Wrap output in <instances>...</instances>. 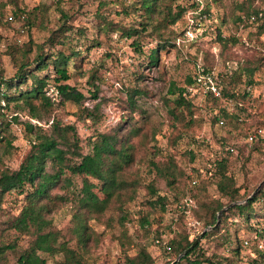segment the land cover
<instances>
[{
  "label": "rangeland",
  "instance_id": "obj_1",
  "mask_svg": "<svg viewBox=\"0 0 264 264\" xmlns=\"http://www.w3.org/2000/svg\"><path fill=\"white\" fill-rule=\"evenodd\" d=\"M202 1L200 7L187 10L183 18L173 26L174 43L161 50L158 64L150 66L144 62L142 66L138 53L131 46V39L119 31L100 30L98 27L100 19L97 16L99 10L115 23L137 25L143 11L138 10L134 13L132 9L139 5L138 0H0V18L14 16L12 24H6L0 19V69L4 70L7 77L14 75L21 60L26 57L24 52H28V57L32 60L38 52V45L46 42L52 31L62 33L60 30L70 28L71 30L66 33L72 44L56 45V49L68 51L70 45L83 49L84 54L77 58L69 82L87 96L85 106L98 107L101 119L97 123L89 119L81 120L73 114L78 111V106L73 102H67L66 110L59 109L56 115L62 117L64 124L77 126L85 152L90 150L89 137L94 136L96 132L107 133L114 129H122L124 132L132 125L138 126L145 137L133 138L137 145L136 162L130 170L140 173L144 181H149L153 178L147 171L151 159L166 161L171 154L190 174H195L194 165L205 172L207 157L223 151L225 145H238L239 147H235V152L232 153L230 173L234 175L238 185L243 187L242 191L248 194L246 199H250L249 197H253L261 185H264V62L255 73L253 83H249V77L241 66L250 63L254 58L264 56V15L258 21L248 22L246 27L239 22L238 17L239 15L247 17L241 10L242 7L246 10L258 8L264 14V0ZM103 2L104 4H101ZM124 7L129 10H124ZM202 9H206L207 12L202 13ZM14 14H19L20 20H16ZM192 20L194 25L189 27ZM218 27L224 37H237V44H228L227 48H223V43L217 38ZM77 41H82L84 45L77 44ZM96 41L98 45L93 44ZM86 45L92 46L85 49ZM151 45L153 43L146 42V47ZM198 64L211 66L210 76L214 85L220 90L226 87V90L238 93L240 99L228 98L222 91L218 96L211 95L209 93L211 83L201 76L202 81L192 86L195 121L192 125L183 126L174 119L166 100L173 97L170 93L173 83L181 87L188 85L187 79L198 72ZM139 66L144 73L142 79H138L134 74ZM46 72L54 75L52 69L51 71L47 69L41 74ZM93 72L98 77L94 79L95 84L91 80ZM134 85L144 87L147 91L137 96L135 109L127 102V88ZM246 88L250 91V97L244 100L242 94ZM52 89L49 88L47 93L55 95L57 100H60L59 95L56 96ZM94 91L98 93L96 97L92 96ZM215 96L218 97L217 100ZM220 108L237 114L249 131L257 129V132L251 133L254 140L247 142V136L233 138L232 133L235 129L231 127L229 119L215 121L221 113ZM4 111L8 113L10 119L17 117V120L11 122L6 132L7 137L12 139L13 148L9 152L4 151V146L0 148V158L7 166L17 168L31 149L32 139L39 134L51 133L53 116L35 118L22 102ZM28 124L33 127L28 128ZM191 149L202 151L203 156L191 162L188 157ZM203 178L207 179L203 173L198 174L199 184ZM75 179L81 183L80 177ZM160 185L163 190L169 192L164 180L160 181ZM188 187L196 194L199 193L198 187H191L189 184ZM96 191L101 200L106 199L101 190ZM146 195L147 191L142 188L137 198L127 204L131 220L127 222L126 227L132 238L127 245V251L130 255H135L140 247H146L154 256L155 264H171L179 255L174 259V254H168L157 246L152 235L144 234L138 223L140 212L150 209ZM216 196L213 187L201 191V197L205 200ZM23 199L22 196L6 194L0 200V243H9L17 238V232L10 228L9 221L12 215L20 212ZM235 202L224 206L226 209L222 213ZM254 205L257 216L251 220L246 221L229 213L227 227L211 237L202 236L198 244L200 243L204 252L207 255L230 257L232 260L230 264H264V199ZM160 214L163 215L159 211H154L152 219L156 222ZM163 216L164 223L171 219L169 214L164 213ZM51 217L57 228L67 232L73 217L71 203L56 209L51 213ZM90 224L97 234L89 242L87 262L123 263L124 253L118 240L121 232L118 212L114 208H109L104 215L90 220ZM227 229L230 233V244L234 247L241 245L239 254L230 249L229 243L221 244ZM169 231L166 229V232ZM17 243V251H8L9 264L15 263L17 253L29 244V237L22 235ZM42 255L47 258L48 264H57L63 258L61 254L54 257L47 253ZM170 259L174 260L169 263Z\"/></svg>",
  "mask_w": 264,
  "mask_h": 264
},
{
  "label": "trees",
  "instance_id": "obj_2",
  "mask_svg": "<svg viewBox=\"0 0 264 264\" xmlns=\"http://www.w3.org/2000/svg\"><path fill=\"white\" fill-rule=\"evenodd\" d=\"M138 4L134 10L132 9L134 13L138 10L143 11L137 25L115 23L98 10L97 16L100 19L98 27L105 32H121L131 39V46L138 53L139 63L142 66L144 62L156 66L161 50L174 43L173 26L183 18L187 10L199 7V3L190 0L181 2L172 0L170 3L163 0H138ZM123 9L129 10L125 7ZM241 10L247 17L239 15L238 18L245 27L248 22H255L252 16H256L258 21L264 15L258 8L246 10L242 7ZM201 12L206 13L207 10L202 9ZM14 15L16 20H20L19 14ZM9 16H1L0 19L6 24H12L14 16L12 15L13 19ZM69 30L71 29H62L60 30L62 33L52 31L46 42L38 45V52L32 60L29 59L28 52H24L26 57L21 60L14 75L7 77L4 70L0 69V148L4 146L6 152L13 148L12 139L7 137L6 132L11 122L17 120V117L10 119L4 110H9L11 106L22 102L35 118L44 119L46 116H53L51 133L39 134L32 139L31 149L17 168L7 166L0 158V200L6 194L24 197L20 212L12 215L9 221L10 228L17 232V238L9 243H0V264H9L8 251H17V240L22 235L29 237V244L17 253L14 264H48L43 253L53 257L61 254L63 258L57 264H89L86 257L89 242L97 234L90 220L104 215L109 208H114L118 212V223L121 226L118 240L124 253V260L120 264H155L154 256L146 247H140L135 255H130L127 251V245L132 241L126 227L127 222L131 220V212L127 204L137 198L142 188L147 191L146 201L150 209L140 212L138 223L143 233L151 234L155 244L168 254H174V259L195 241L205 227L217 225L216 228L208 231L204 238L211 237L227 227V221L230 220L229 213L246 221L257 216L254 204L264 199V185H261L253 197L246 199L248 194L242 191L243 187L238 185L236 178L230 173L232 153L235 152V147H239L238 145H225L223 151L208 155L205 172L194 165L195 174H190L171 154L166 161L151 159L147 171L153 175V178L149 181H144L140 173L130 170L136 162L137 145L133 138L145 137L138 126L132 125L124 132L122 129H114L107 133L96 132L94 136L89 137L90 150L85 152L77 126L64 124L62 117L56 115L57 110H66L67 102H73L78 106V111L73 114L81 120L89 119L97 123L101 119L98 107L85 106L84 101L87 96L69 82L77 58L84 54L83 49L71 45L68 51L56 49V45L72 44L71 38L66 33ZM82 32L84 34V31ZM217 38L223 43V48L238 42L237 37H224L220 27ZM77 42L84 45L82 41ZM146 42L153 45L146 47ZM93 44L98 45V42ZM91 46L86 45L85 49H90ZM263 57L262 55L254 58L250 63L241 66L249 77V83H253L255 73L264 62ZM201 68L204 69L202 72ZM47 69L48 71L52 69L54 75L49 72L41 74ZM197 70L193 77H188L187 86L181 87L173 83L170 89L173 97L166 100L174 119L183 126L192 125L195 121L192 86L202 81L201 75H210L212 67L208 64L203 66L198 64ZM134 74L138 79L144 76L140 66L136 68ZM91 77L92 83L95 84L94 79L98 78L95 72L91 73ZM49 88H53L60 100H57L55 95L47 93ZM247 88L242 94L244 100L250 97ZM221 91L228 98L240 99L238 93L230 92L226 87ZM145 92L147 91L144 87L137 85L128 87L129 105L134 109L137 108L136 98ZM209 93L214 94L212 90ZM97 95L98 93L94 91L92 96ZM217 96H215L216 100ZM220 112L215 121L229 119L231 127L235 129L232 137L247 136L246 140L250 142L249 136L257 132V129L249 131L239 116L230 113L226 108H220ZM27 127L31 129L33 126L28 124ZM201 153L202 151L197 152L195 149L189 150V160L195 162L197 158L203 156ZM202 173L207 179H201L202 183L199 184L198 174ZM75 177H80L81 183ZM195 178L198 179V184L193 186L192 181ZM161 180L165 181L169 192L161 188ZM188 184L191 187H198L199 193L190 190ZM209 187L215 188L217 196L205 200L201 197V191L208 190ZM96 189L102 191L105 200H101ZM187 196H191L196 202L197 206L193 208L191 215L201 221V226L198 228L188 225L186 215L179 206ZM240 200L244 201L224 211L218 223V211ZM67 203H71L73 217L67 232H64L53 224L51 213ZM154 211H159L163 215L169 214L171 219L164 223V216L160 214L155 222L152 219ZM166 229L170 231L166 232ZM224 236L221 244L229 243L230 249L235 254H239L241 245L234 247L230 244L229 229ZM174 259L168 262L171 263ZM231 262L230 257L218 254L207 255L199 243L175 264H230Z\"/></svg>",
  "mask_w": 264,
  "mask_h": 264
},
{
  "label": "built area",
  "instance_id": "obj_3",
  "mask_svg": "<svg viewBox=\"0 0 264 264\" xmlns=\"http://www.w3.org/2000/svg\"><path fill=\"white\" fill-rule=\"evenodd\" d=\"M190 1H197L199 3V7L203 4V1L202 0H190ZM260 16H262V13L260 14ZM9 18L10 19H13V16L10 15ZM256 19H257L256 16H252V20L253 21H256ZM192 25H194V20H192L190 22L189 27H192ZM203 70L204 69L201 68V72ZM201 76H204V77H206L209 80V82L211 83V85L209 87L211 88V90L213 91V93L215 95H220L221 90L216 85H214V82L212 80V77L210 75H208V74L201 75ZM253 139H254V136L253 135L249 136V138H248L249 141H252ZM197 184H198V179L195 178L192 181V185L195 186ZM179 206H180L181 210L185 213L186 219H187V223H188V225L190 227H192V228H198V227L201 226V221L191 215V212H192L193 208H195L197 206L196 205V202L194 201V199L191 196H187L186 198H184L180 202V205ZM175 220H177V218ZM157 242H159L158 239H157ZM169 248H171V247H169Z\"/></svg>",
  "mask_w": 264,
  "mask_h": 264
},
{
  "label": "water",
  "instance_id": "obj_4",
  "mask_svg": "<svg viewBox=\"0 0 264 264\" xmlns=\"http://www.w3.org/2000/svg\"><path fill=\"white\" fill-rule=\"evenodd\" d=\"M258 190V188L256 189V191ZM255 191V192H256ZM249 198H251V197H249ZM239 201H237V202H235V204L236 203H238ZM224 209H226V207L225 208H223V209H220V211H218V217H220V215H221V213H222V211L224 210ZM219 220V219H218ZM217 225H215V226H208V227H206L202 232H201V234L199 235V237H197L196 239H195V241L187 248V249H185L182 253H180L179 254V256H178V258L176 259V260H174L171 264H175L178 260H180L183 256H185L186 254H188L197 244H198V242H199V240L202 238V236H204L205 234H206V232L208 231V230H211L213 227H216Z\"/></svg>",
  "mask_w": 264,
  "mask_h": 264
}]
</instances>
